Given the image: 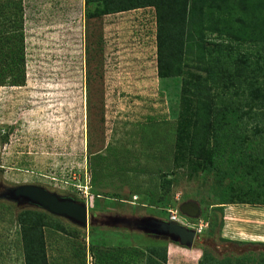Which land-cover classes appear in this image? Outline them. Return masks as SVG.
I'll return each instance as SVG.
<instances>
[{"label": "rangeland", "instance_id": "374dc122", "mask_svg": "<svg viewBox=\"0 0 264 264\" xmlns=\"http://www.w3.org/2000/svg\"><path fill=\"white\" fill-rule=\"evenodd\" d=\"M156 17L149 6L87 21L84 0H0V37L21 33L26 58L24 85L0 68V264H26L18 217L42 209L15 196L22 184L88 207L87 228L42 209L53 218L42 226L48 264H145L151 245L167 247L166 264H264V206L218 203L252 176L233 184L221 164L174 160L184 79L206 70L190 54L181 74L158 76ZM213 18L204 19L207 46L225 60L233 56L223 46L247 53L245 72L264 79V48L228 41L209 28ZM164 172L174 182L160 200ZM190 200L197 217L180 211ZM171 210L202 223L191 246L151 223L171 220Z\"/></svg>", "mask_w": 264, "mask_h": 264}, {"label": "trees", "instance_id": "16d2710c", "mask_svg": "<svg viewBox=\"0 0 264 264\" xmlns=\"http://www.w3.org/2000/svg\"><path fill=\"white\" fill-rule=\"evenodd\" d=\"M149 6L157 12L158 76L181 74L183 61L190 54L205 64V76L184 79L176 118L175 162L186 160L195 166L196 160L207 159L208 169L221 164L219 173L233 184L250 175L256 182L248 180V188L231 185L223 189L219 207L225 203L264 206V79L245 72L247 53L234 57L232 45H222L233 56L225 60L222 57L226 54H219L221 49L209 48L207 24L204 29L205 17L216 15L209 26L214 32L225 35L228 41L240 39L255 48H264V0H84V16L89 21ZM19 35L14 41V36L7 33L0 37V68L14 73L11 84L18 86L25 82L26 60L24 39ZM9 43L6 50L2 48ZM262 65L258 69L264 74ZM230 85L236 94L227 97L224 91ZM220 87L223 91H218ZM173 182L169 173L160 174L159 199L170 192ZM51 220L42 209L19 214L26 264H48L42 226ZM55 227L63 230L61 225ZM148 250L145 264H166L167 247L151 245ZM136 252L139 254L138 249Z\"/></svg>", "mask_w": 264, "mask_h": 264}, {"label": "water", "instance_id": "95a60500", "mask_svg": "<svg viewBox=\"0 0 264 264\" xmlns=\"http://www.w3.org/2000/svg\"><path fill=\"white\" fill-rule=\"evenodd\" d=\"M15 196L25 197L31 203L40 206L51 214L69 218L71 221L87 228L88 207L85 202L74 200L70 197H62L41 186L34 184H22L14 188ZM180 211L190 217H197L200 214V207L194 200L183 202ZM161 232L175 238L181 245L191 246L196 237V230L176 221L151 219Z\"/></svg>", "mask_w": 264, "mask_h": 264}, {"label": "built area", "instance_id": "2783aa9c", "mask_svg": "<svg viewBox=\"0 0 264 264\" xmlns=\"http://www.w3.org/2000/svg\"><path fill=\"white\" fill-rule=\"evenodd\" d=\"M183 217L184 216H182L181 214L178 215L177 211L171 210V218H172L171 220L176 221V222L183 224V225H190L191 227H193L196 230V232H201V230L203 228L202 223L194 225V224L189 223L187 221V218L185 219Z\"/></svg>", "mask_w": 264, "mask_h": 264}, {"label": "crops", "instance_id": "0c3cea01", "mask_svg": "<svg viewBox=\"0 0 264 264\" xmlns=\"http://www.w3.org/2000/svg\"><path fill=\"white\" fill-rule=\"evenodd\" d=\"M145 8H146V7H145ZM136 10H137V9H136ZM235 214H236V213H235V211L233 210V211H232V216H235ZM232 216H229V217H228V218L232 219V220L229 219V220H228V223H230V221H231V223L235 221V219H233V218H236V216H235V217H232ZM256 236H258V235H256ZM170 246H173V247H172L173 250H176L175 253H180V249H179L176 245L170 244L169 247H168V249H170ZM196 258L198 259V258H199V255H198V257L196 256Z\"/></svg>", "mask_w": 264, "mask_h": 264}]
</instances>
